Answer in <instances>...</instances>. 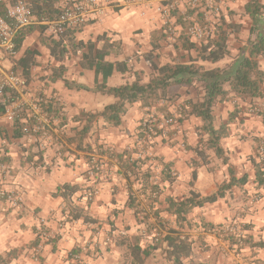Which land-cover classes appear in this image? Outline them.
<instances>
[{
  "label": "crops",
  "instance_id": "1",
  "mask_svg": "<svg viewBox=\"0 0 264 264\" xmlns=\"http://www.w3.org/2000/svg\"><path fill=\"white\" fill-rule=\"evenodd\" d=\"M159 4V0H141L140 3L130 7L109 8L101 21L86 24L77 31L67 32V35H73V41L76 43H88L91 40L99 48L104 42L113 43L105 60L118 64V68L115 66L108 77L106 74V78L102 70L97 74L94 67L86 64L82 54L85 49L78 48L75 51L71 44L72 40L67 36L61 37L68 47L66 56L57 59L50 53L47 42L44 41V35L50 34L46 30L43 32L40 24L27 27L19 34L16 55L9 57L4 62V67L11 70L26 51L34 52L31 79L22 97L28 103L41 94L58 99L64 103L67 122L63 128L53 127L50 136L46 137L40 133L22 134L19 128L22 122L18 120L11 121L3 118L0 122V190L19 194L20 197H18L21 199L18 202L0 196V254L10 255L11 264H70L73 259L69 258V253L77 247L82 248V258L89 261L91 258L86 250L89 251L102 243L104 246L101 245L103 249L99 251L100 258L106 255L111 259L112 253L116 255L115 247H119L121 243L114 242L116 232L119 230L121 235L129 237L128 225L133 227L135 220L134 214H130L131 209L134 208L127 204L128 190L131 186L132 188L135 186L125 179L120 163L115 159L108 160V170H104L106 174L103 173L99 178L87 172L89 163L83 157L71 163L74 154L70 151L76 153V149L75 144L69 139L75 136L77 129L82 128L87 117H92L90 118L92 128L87 141L93 147L105 143L118 152L131 149L132 155L139 153L135 148L137 143H140L137 138L138 126L146 107L140 101L128 104L123 125L119 128L113 127L98 114L107 105L117 102V98L102 93L96 85L105 81L107 86L112 87L125 83L127 80L133 81L137 70H143L145 81H148L152 69L145 60L144 53L151 49V36L159 34L162 30L165 35L160 43L161 47L165 46V49L160 50V48L156 51V61L159 54L163 53L167 55L164 57L166 63L178 60L182 52L186 55L185 58L196 57L197 52L194 49L180 52L175 48L174 43L179 42L178 37L183 30L187 31V28L184 29L182 25L177 24V19L173 21L174 14L169 20L162 16L157 10ZM179 8L181 7L178 4L179 14L186 13ZM167 21H170L171 26L175 28L173 39L169 36ZM191 40L201 43L195 39ZM171 41L173 43H169ZM229 41L231 42L230 36ZM245 44L247 47L248 42L239 41L234 47H229V54L217 62L199 61L198 63L208 68L228 67L226 63L231 64L238 59L246 48ZM171 56L174 58L173 61L170 60ZM126 58L130 60L127 70L123 71L121 63ZM260 65L264 70V58L260 59ZM62 66L63 69H61ZM177 86L187 89L186 85ZM190 96L191 94L188 96L183 94L180 99L188 100ZM226 98L229 99L219 100L214 106L217 126L225 125L230 121L226 126L228 135L222 140L225 149L223 157L226 160L210 152L209 162L197 170L193 188L205 196L217 191L222 183L229 181L231 171L236 177L246 175L248 178L245 184L235 185L216 202L195 207L188 215L189 224L198 226L197 231L201 230L197 233L200 236L197 239L204 240L205 244L202 245L206 248L204 252H201V244L194 240L193 253L188 257L187 264H249L252 260L254 261L251 263L257 264L259 261H264V189L257 185L254 166V160L260 159L255 153L263 149L264 113H251L252 103L242 101L241 107L238 106L240 110L237 116H233L230 120L227 115L231 114L235 107V100L231 93ZM258 100L260 99H255L254 102ZM81 115L83 118H80ZM191 116V121L185 122L177 133L171 134L170 140L168 137L158 135L153 141V152H155V158L158 157L157 161L170 163L172 175L177 174L173 182L161 183L164 187L159 196V207L165 206L167 197L180 198L190 189L189 163L192 159H197V156L188 147L198 142L197 132L202 126V120L199 117ZM220 116H222L221 119ZM194 121L197 122L196 125ZM182 131L189 136L185 148L177 142L183 135ZM15 133L18 136H14ZM62 146L64 150H69L65 152L71 155L69 160L61 157ZM153 152L147 151L146 154L150 155ZM141 156L139 153L137 157H131V159ZM148 160L150 163L143 165V170L149 166L153 168L154 159ZM158 165V170H162L163 165L161 163ZM64 183L78 187L72 200H65L61 195L56 194L58 188ZM90 187L97 190L92 200L86 199L85 195V191ZM125 189L127 193L124 192ZM257 196L260 198L258 199ZM76 209H81L97 222H85L83 218H73ZM119 210H125L123 213L126 216L117 217L123 215ZM159 210L162 215V210L160 208ZM109 216L115 219L117 217V222H120L121 218H127L128 222L124 219L126 227L123 230L112 227V233H109V236L113 239L111 238L109 242H104L101 235L96 240L93 230L102 219ZM231 221L242 222L246 235L252 239L253 243V245H245L239 255L230 252L227 255L228 242L222 238L221 234L213 231L214 228L224 226ZM202 223H207L209 230H202ZM40 228L48 230L49 235L56 238L54 239L56 241L44 243L41 248L43 260L38 261L36 254L40 251L34 247L33 240L37 237ZM196 250L202 253V256L197 257L200 261L194 257V254L198 253ZM85 255L88 256L85 257Z\"/></svg>",
  "mask_w": 264,
  "mask_h": 264
},
{
  "label": "trees",
  "instance_id": "2",
  "mask_svg": "<svg viewBox=\"0 0 264 264\" xmlns=\"http://www.w3.org/2000/svg\"><path fill=\"white\" fill-rule=\"evenodd\" d=\"M27 1L30 3L32 13L39 20L54 19L60 12V0ZM176 13H179L178 9L173 12L174 15ZM244 13L251 19L250 33L254 34L255 37L249 40L247 47L241 52L239 58L229 64L228 67L208 68L198 63L199 61L217 62L229 54V36L232 33L240 31L241 26L234 21H226L223 16L221 17L222 21L220 25L215 28L214 33L204 42L198 44L192 41L187 31L183 30L178 37L179 42L174 43L175 48L180 52L182 50L190 51L194 49L197 52L196 57L190 56L189 59L185 58L186 55L182 52L178 60L164 64L158 63L156 61V51L161 48L160 41L164 38L163 35H165V32L162 30L159 34L151 36V49L144 53V58L152 69L148 81H145L144 71L137 70L135 71L136 77L133 81L127 80L125 83L112 87L107 86L105 81L96 85L97 89L102 93L113 95L117 98V102L107 105L98 116L103 118L107 124L119 128L123 125V118L128 112V104L140 101L143 106H149L156 103L158 100H166L168 89L172 86H192L197 82L201 83L203 89L202 97L196 100H189L187 105L190 114L202 120V126L197 133L199 137L198 142L195 145L187 146L194 152L197 159H192L189 163L191 172L189 181L190 189L188 193L180 198L167 197L166 199L167 208L165 212L170 219L161 215V211L156 207L161 192V183H171L177 176V174L172 175V165L170 163L162 160L158 161L159 164L161 163V165H163V168L160 172V180L157 181L151 166L144 170L142 169L143 165L147 164L149 161L147 158L142 159L138 157L136 159H131L132 151L126 149L118 152L114 148L110 149L111 146L105 143H100L93 147L92 144L87 141L92 128L90 120L92 117H87V121L82 128L77 129L75 136L69 139L75 144L76 149V153L70 151L71 154H74L71 163L83 157L91 164L87 172H92L93 176L99 178L103 173L106 174L104 170H108V160L115 159L120 163V168L125 178L129 180V182L131 180L133 186H138L137 190L141 191L145 199L150 202L148 212H152V215L158 223V234L160 237L156 239L155 236L153 238V243L142 245L138 237L132 240L129 239L128 236L121 235L123 240L120 246L124 248L125 262L127 264H145L146 260L151 257L156 250L161 248L164 243V250L168 260H170L172 264H184V259L190 257L193 253L194 243L193 239L185 231V226L189 223L188 215L195 207H202L206 204L214 203L219 198L224 197L226 192L230 191L235 185H243L247 182L248 177L246 175L236 177L231 171L229 181L222 183L217 191L209 195L202 196L193 188L194 181L197 178V170L202 165H206L209 162L210 152H213L219 158H222L225 154L222 140L228 135L226 126L230 121L225 125H216L214 106L217 101L226 98V96L231 93L232 98L235 100V106L238 108L242 101L253 103L255 99L264 97V70L261 69L260 65V59L264 58V3L261 0H248L244 5ZM194 14V11H187L185 14H179L176 23L182 25L185 29L191 23V21L188 20L189 16H194ZM199 16L200 13H197L194 18L197 19ZM41 29L45 32L44 25H41ZM67 34L68 33H65V35L61 37L67 36L68 39L72 40L71 44L75 51L78 50V48L85 49V51H82V54L86 60V64L94 67L97 74L102 70L106 78V74L108 77L113 72L115 66L118 68V64L105 60L113 43L104 42L103 46L99 48L97 44L91 40L88 43H76V41H73V35ZM62 38L56 39L52 35H44V41L47 42L50 53L57 59L64 58L68 51V47L64 44ZM33 55L34 52L26 51L25 55L19 59L18 63L11 68V70L16 73H18L20 69V74L24 76L27 84L31 79V66L34 64ZM129 60V58H126L121 63L123 71L127 70ZM104 67L106 68L104 69ZM61 69H63V66ZM16 96L17 94L9 89L5 90L4 93L0 95V113H4L6 105L12 101L10 99H14ZM42 108L48 117H54L59 120L57 124L58 128H63L65 126L67 120L65 121L64 103L56 98L44 96ZM80 118H83V115H81ZM232 118L233 116L231 119ZM15 120L22 122L19 128L22 134H25L24 127L29 123L30 118L27 114H23ZM23 120H27V122ZM150 125L149 123L146 124V128L140 131L143 133L150 130ZM158 132H156L154 137L161 135V131ZM14 136L18 135L15 133ZM64 149L65 148L62 146L60 155L65 160H69L71 155L65 154V152L69 150ZM223 160L225 161L226 158L223 157ZM254 166L257 185L259 188L264 189V141L263 158L258 161L254 160ZM77 190L78 187L76 185L64 183L58 188L56 194L61 195L65 200H72ZM89 192L92 198L95 190L90 187ZM136 200L131 186L128 190L127 204L135 208V204H137ZM76 210V212L74 211L73 218H83L85 222H97V220L92 219L81 209ZM147 215H149V213H147ZM148 220L146 219V221ZM149 222V226L154 227L152 222ZM146 224L148 223L146 222ZM202 226L208 227V224L202 223ZM41 236L42 232L39 231L37 237L33 240L35 247L39 245ZM54 239L56 238L49 237L48 241H56ZM244 244L253 245L252 239L247 235L244 238ZM81 252L82 249L78 247L70 251L69 258L73 259L70 264H87L84 259L79 257ZM9 256L8 254L5 256L0 254V264H11ZM253 261L254 260H252V262ZM257 264H264V261H259Z\"/></svg>",
  "mask_w": 264,
  "mask_h": 264
},
{
  "label": "rangeland",
  "instance_id": "3",
  "mask_svg": "<svg viewBox=\"0 0 264 264\" xmlns=\"http://www.w3.org/2000/svg\"><path fill=\"white\" fill-rule=\"evenodd\" d=\"M194 1V2H193ZM248 0H232L230 2L228 1H221V0H178V4L181 8H179L182 12H190V11H194V16H191V18L194 19L195 15L197 13H200L199 18H197V21L201 24V25H205L207 24L209 27H211L213 29V33L215 31V28L220 25L222 18L221 17H225L226 21H234L236 24H240L241 29L240 31L236 32V33H232L230 35V47H234L236 43H239V41H244V42H249L250 39H252L253 37H255L253 34L250 33V27H251V19L244 13V5ZM264 3V0H261ZM218 8V9H216ZM179 13L175 14V19L173 20L174 22L176 21V19L178 18ZM212 33V34H213ZM206 39L201 40V42H204ZM169 43H173L172 41ZM246 47V44H245ZM165 49L164 47H161L160 50ZM163 53V52H162ZM195 54V52H194ZM167 56L164 53L161 55L159 54V56L157 57V61L159 63H166L167 61H165L164 57ZM170 60L173 61L174 58L173 56L170 57ZM226 65H229L228 63H226ZM178 88V89H176ZM187 89L183 88V86H172L169 88L168 90V95H167V99L166 100H158L156 101V103H153L151 105H147L145 106L146 108H144V116L142 118V120L140 121L141 123L139 124L138 128L139 131L137 133V138L139 139H143L144 138H148L149 136L151 137L150 141H146L141 143H137L136 151L141 153V158L142 159H154V161L152 162V166H153V171L155 174V177L157 178V181L160 180L159 176H160V172L159 171V163L157 161V158H155V152L153 149V141H155V137L153 136V133L156 132H160L161 135L164 137H168V139L170 140L171 134L173 133H177L178 129L180 127H182V125L185 122H190L192 119V114H190L189 112V108H187L188 105V100L191 99H199L202 97V93H203V89H202V85L201 83L197 82L194 85L191 86H187ZM185 89V90H184ZM184 90V91H182ZM176 91V92H175ZM181 91V92H180ZM186 94L187 96L189 94H191L190 97H188V100H182L180 99L181 95ZM229 98H224L221 101H226ZM239 107L240 104H239ZM240 110V108H237L236 106L233 108V110L231 111V114L227 115L228 119H231L232 116H237L236 114L238 113V111ZM170 117H172L174 119L173 123H169V124H165L164 129L162 128H158V126L160 124L166 123L165 121L168 120ZM222 116H220L221 119ZM194 119V118H193ZM215 120H216V116H215ZM151 124L155 129L153 133L148 130L142 133V131H140L141 129L146 128V124ZM196 121H194V124L196 125ZM158 132V133H159ZM198 133V132H197ZM147 134H149L147 136ZM182 136L180 137L179 140H177V142L180 143L182 148L186 147V140L189 138L188 135H185V133L182 131ZM147 136V137H146ZM164 137V138H165ZM171 143V142H169ZM134 148V149H135ZM131 150V149H130ZM147 151H151L153 152V154L147 155L146 152ZM139 153H136L135 155H132L133 158L137 157L139 155ZM256 157H260L259 160H261L263 158V154H262V150L260 149L257 153H255ZM150 163V160L147 162L148 165ZM89 167L88 169L91 167V164H88ZM87 169V170H88ZM90 175H92L91 172H89ZM126 179V178H125ZM127 181V180H126ZM125 181V182H126ZM129 181V180H128ZM131 181V180H130ZM130 183V182H129ZM163 187H161V192L160 195L162 194L163 191ZM138 186L133 187V194L134 197H136V203L135 204V208L132 210L130 214H134V220L135 223L133 224L134 226L132 227L131 225H128V229H127V233L129 235V237L132 238H136L138 237L141 241L142 245H147L150 243H153V238L156 236V239L159 238V226L158 223L156 222L154 216L152 215V212H148L149 211V205L150 202L147 201L145 199L144 194L137 190ZM127 189L124 190V192L127 193L126 191ZM9 194L12 195V199H9L8 196H4L5 198H7L8 200H13L15 201V199H17L16 201L20 202L21 199L17 196L16 193L14 192H10ZM90 192L89 190L85 191V195H86V199L88 200H92L94 195L97 194V190H95L94 195L91 196L89 195ZM159 195V196H160ZM259 196H262L261 194H258ZM2 197V196H1ZM121 197V195H120ZM257 198L259 199L260 197L257 196ZM119 199V198H118ZM160 199V197H159ZM165 201V200H164ZM156 207H159L160 204H156ZM121 206V205H120ZM162 210V215L166 216L167 219H170V217L167 215V213L165 212V209L167 208V202H165V206L164 207H159ZM122 210L119 212L123 213ZM147 213H149V215H147ZM119 214V213H118ZM117 214V215H118ZM125 215V213H123L122 216H117V217H123ZM147 215V216H146ZM126 216V215H125ZM117 217L116 219L113 218L112 216L106 217V219H102L100 223H98L95 227V229L93 230V233L95 234L96 240H98L100 238V235L102 237V239L107 242L111 241V238L109 235L112 233V227H116L117 229H121L123 230L124 227H126V222L125 220H127V218H121L120 222H117ZM128 217V215H127ZM146 219L148 221H146ZM148 224H146V222ZM149 221L152 222V226H149ZM63 222V221H62ZM128 222V220H127ZM231 222H235V221H231ZM229 222V223H231ZM64 224V223H62ZM42 224H40V227ZM188 225V226H187ZM186 224L185 226V231L187 234H189V236L193 239V241H198L199 244H201V252L205 251V248L202 244H205V241L202 239H197V237H200L197 235V233H199L200 231L196 230L198 228V226H192ZM191 229V230H190ZM202 230L207 231L209 230V227H204L202 226ZM40 232H42V236L40 237V242L39 245H37L35 248L36 250L40 251V253L36 254L37 260L41 261L43 260V256H41V248H43L44 243H46L48 241L49 237H52V235H49L48 230H46L45 228L39 229ZM38 231V232H39ZM119 231V230H118ZM116 232V237L114 238V242H121L123 240V238H121V234L119 232ZM110 233V234H109ZM103 235V236H102ZM118 235V236H117ZM235 237H225L224 236V240L228 242L227 244V248L226 252L227 255L230 253L234 254V255H239L242 253V249L244 248L245 244H244V239H243V245L239 246L236 242V240L234 239ZM245 238V237H244ZM113 239V238H112ZM130 239V238H129ZM134 240V239H132ZM194 241V242H195ZM235 241V242H234ZM156 242V241H155ZM232 242V243H230ZM104 243L100 244V246H97L95 248H91L89 251L86 250V252H89L88 255L90 256V262L88 260H86V258H82L83 254L82 252L79 254V257H81L82 259H84V261L87 264H127L125 262V256H124V248H122L121 246H117L115 247V251H116V255L114 253H112L111 259L109 258V256L103 255L105 257L100 258L101 252L102 251ZM114 247V246H113ZM80 248V247H78ZM82 249V248H81ZM165 243L162 244L161 248H159L158 250H156L154 252V254L149 257L145 264H172L170 262V260H168L166 253H165ZM91 251V252H90ZM196 252L194 254L195 259H197V261H200L197 257L202 256V253L200 252V250H196ZM201 253V254H200ZM87 255V256H88ZM85 255V257H87ZM185 264H187L189 262L188 258L184 260ZM252 261H250L249 264H254L251 263Z\"/></svg>",
  "mask_w": 264,
  "mask_h": 264
},
{
  "label": "built area",
  "instance_id": "4",
  "mask_svg": "<svg viewBox=\"0 0 264 264\" xmlns=\"http://www.w3.org/2000/svg\"><path fill=\"white\" fill-rule=\"evenodd\" d=\"M159 1L158 12L167 20L171 19L173 12L178 8V0ZM221 1L230 2L232 0ZM140 2L141 0H60V12L57 17L51 20H39L32 13L30 3L27 0H0V95L7 89L17 94L14 99H10L12 101L6 105L4 113H0V122L3 118L13 121L21 115L27 114L30 121L24 127L25 133H40L45 137L50 136V131L58 124L57 118L48 117L46 112L43 111L44 96L37 95L35 99L28 103L22 97L28 89L26 79L20 73L7 70L4 67V62L9 57L16 55L18 36L24 29L40 24L45 26L48 34L54 37H61L68 31H77L86 24L101 21L106 16L109 8L130 7ZM188 20L191 23L187 26V33L191 39L201 41L212 35L213 29L207 24L201 25L197 19H193L191 16H189ZM166 24L169 36L173 39L175 37V28L171 26L170 21H167ZM250 111L254 114L264 113V97L253 102L250 106ZM165 122L160 124L158 128L164 129L165 124L173 123L174 119L170 117ZM149 129L152 133L155 130L152 125H150ZM155 134L156 131L153 136ZM150 139V136L147 139L143 137L139 141L143 143L150 141ZM110 149L113 148L110 147ZM6 195L9 199H12L11 194L0 190V196L4 197ZM17 196L20 197L19 194ZM213 231L221 234L222 238L224 236L228 238L235 237L234 239L237 244L239 243V246L243 245V239L246 236L243 223L240 221L227 223L224 226L214 228Z\"/></svg>",
  "mask_w": 264,
  "mask_h": 264
}]
</instances>
